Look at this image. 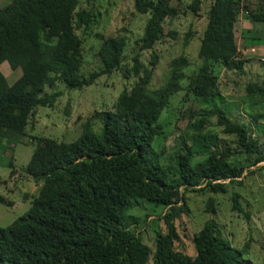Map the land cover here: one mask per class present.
<instances>
[{
  "label": "trees",
  "instance_id": "obj_1",
  "mask_svg": "<svg viewBox=\"0 0 264 264\" xmlns=\"http://www.w3.org/2000/svg\"><path fill=\"white\" fill-rule=\"evenodd\" d=\"M180 1L132 0L134 12L148 14L134 43L137 53L122 74L135 80L101 114L98 132L86 120L72 141L35 139L36 147L24 171L37 185L36 194L24 214L0 226V262L145 264L149 259L150 264H241V251L220 236L213 218L191 233L193 255L175 244L180 240L181 216L187 212L186 190L225 193L228 183L239 184L237 178L245 168L264 161V138L251 136L246 125L231 118L227 108L215 100L223 101L217 93L220 71L244 74L250 60L238 49L236 20L243 14L250 22H264V4L263 0H208L195 71L185 76L183 68L188 63L179 54L168 63L165 82L148 89L156 55L150 53L147 65L138 53L152 49L163 37H175L167 24L178 14ZM200 2L191 0L186 8L195 13ZM78 3L9 0L0 5V64L6 62L10 71L17 72L8 83L0 71V150L22 141L36 106L54 104L59 92H45V87L60 81L66 88H81L119 68L125 36L96 33L100 67L86 75L79 73L83 60L75 30H86L97 15L89 8H78ZM190 35L185 33L184 44ZM261 59L257 62L264 67ZM184 78L187 82L182 87ZM180 90L202 106L198 111L187 109L179 144L169 155L170 161L161 164L162 149L154 150L151 141L162 134L157 119L168 98ZM244 90L249 100L254 94L264 96V81L247 80ZM262 116L264 113H257L255 118ZM211 126L219 127L227 138L217 135ZM237 197L232 192L235 209H239ZM132 199L164 208L160 217L163 232H156L150 255L141 237L129 227L130 221L124 220ZM0 200L4 202L2 197ZM204 211L215 213L211 196L204 201Z\"/></svg>",
  "mask_w": 264,
  "mask_h": 264
},
{
  "label": "rangeland",
  "instance_id": "obj_2",
  "mask_svg": "<svg viewBox=\"0 0 264 264\" xmlns=\"http://www.w3.org/2000/svg\"><path fill=\"white\" fill-rule=\"evenodd\" d=\"M191 0H181L178 5V14L169 20L167 29L173 30L174 38L163 37L153 45L152 49L141 50L138 58L148 65L150 53L156 55V64L148 89L159 87L166 80L168 63L181 54L187 60L183 68L185 76L190 75L198 65L196 57L199 37L204 26L205 10L208 0H201L197 12L192 13L186 8ZM9 0H0V5ZM78 8H89L96 13V21L83 32L75 30L81 39L82 63L79 73L86 75L100 67L97 56L98 39L96 33L106 35H124L126 44L123 57L117 70L109 74H101L94 82L81 88H66L63 83L56 81L51 88L43 90L58 91L54 104L51 107L36 106L31 118L23 129L22 141L13 147L0 150V226H7L16 218L24 214L36 194L37 185L25 173L24 166L36 147V138L43 142H69L79 135L83 122L88 120L92 130L98 132L101 123V114L110 110L118 93L123 87H130L135 77L127 74L122 77L125 67L130 68L131 57L137 53L135 41L140 37L142 27L148 14H139L133 11L132 0H79ZM245 18V17H244ZM247 19V18H245ZM248 20V19H247ZM191 32L188 41L184 44L186 32ZM234 34L238 49L247 57L245 73L237 75L227 70H221L218 76L217 93L223 101L216 97V103L226 107L231 118L244 123L251 136L264 138V116L255 118L257 113H264V96L254 94L249 100L245 94L244 84L247 80L264 81V67L258 58L264 61V22H251V25L242 28V34L235 26ZM244 43V44H243ZM250 49H253L251 51ZM0 71L11 83L17 72L10 71L6 62L0 64ZM125 75V74H124ZM186 78L180 81L185 86ZM185 98V100H182ZM202 104L184 95V90L173 93L168 98V104L159 115L157 122L162 125V134L151 141L154 150L162 149L161 164L168 163L170 154L179 144L184 124L187 119V109L198 111ZM186 111V112H184ZM210 120L213 119L211 118ZM220 137H226L216 126L210 127ZM34 137L33 139H31ZM227 138V137H226ZM33 140V141H32ZM35 140V141H34ZM39 143V150L42 146ZM11 157V158H9ZM11 162V165L8 163ZM164 165V164H163ZM238 183H228L225 193H211L185 191L184 197L187 212L183 213L178 226L180 240L175 244L183 252L193 255L189 241L192 232L200 228L202 222L213 218L220 236L228 243L238 248L242 253L241 264H264V161L247 167L242 176L237 178ZM227 182V180H224ZM182 191V187H179ZM232 192L238 194L237 206L232 207ZM211 196L214 202L215 213L204 211V201ZM5 201H11L10 204ZM164 208L150 201L132 199L131 204L124 212V220L130 221L129 227L141 237L148 248L147 255L154 248V238L158 231H162L161 215ZM146 215V216H145ZM136 218V221L130 217ZM149 252V253H148ZM148 259L147 263L150 264ZM0 264H8L0 262Z\"/></svg>",
  "mask_w": 264,
  "mask_h": 264
},
{
  "label": "crops",
  "instance_id": "obj_3",
  "mask_svg": "<svg viewBox=\"0 0 264 264\" xmlns=\"http://www.w3.org/2000/svg\"><path fill=\"white\" fill-rule=\"evenodd\" d=\"M263 4H264V0H263ZM248 25H251V22L249 20L245 19L243 14L239 15L238 19L235 22V26H237L238 31H240V33L242 34V28L246 27ZM261 49H264V45H262Z\"/></svg>",
  "mask_w": 264,
  "mask_h": 264
},
{
  "label": "built area",
  "instance_id": "obj_4",
  "mask_svg": "<svg viewBox=\"0 0 264 264\" xmlns=\"http://www.w3.org/2000/svg\"><path fill=\"white\" fill-rule=\"evenodd\" d=\"M251 51H253V49H250Z\"/></svg>",
  "mask_w": 264,
  "mask_h": 264
}]
</instances>
